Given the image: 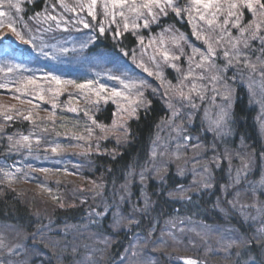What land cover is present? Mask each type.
Segmentation results:
<instances>
[{"label":"snow or ice","instance_id":"snow-or-ice-1","mask_svg":"<svg viewBox=\"0 0 264 264\" xmlns=\"http://www.w3.org/2000/svg\"><path fill=\"white\" fill-rule=\"evenodd\" d=\"M38 2L39 0H0V43L8 38V34L3 33V29L7 28L16 40L32 47L39 55L57 59V54H67L69 49L63 45L57 47V44H49L46 42V38L56 40L58 43L63 39L64 43H67L68 38H65L63 33H68L71 37L73 32H81L80 26L82 25L83 29H91V31L84 33L83 36H76L71 51H76L75 45L77 43L82 50L101 37L106 39L110 37L114 42L111 62L114 65L126 67L127 64L122 58L130 57L132 64L139 68L142 73H146V76H142L139 74L129 75L128 73L115 74L109 72L106 74L105 79L113 81V84L106 83L99 78H86L83 82H77L75 79H64L51 71L45 73L42 77L22 75L14 81L17 93L34 95L41 101L45 99L46 94H52L54 99L58 98L64 93L68 85L77 89L76 93H68L69 101L76 96H80L91 107L78 109L69 103L67 111L72 113L83 111L90 123L85 127L87 136L73 134L70 139L87 141L93 136L94 130L97 128L102 134L95 144H87L88 148L95 147L98 150L100 147L99 140L109 139L108 133L110 132H122L124 134L123 138L126 139L130 134L128 121L131 119L138 120L139 110L143 109L147 113L152 106V100L145 95V92L150 90L153 97H159L164 102L170 113L161 120V124L157 127L158 129L162 126L171 127L176 133L173 139L176 141V154L179 158L180 149L187 150L189 141L200 140V137H193L191 133H188L184 124L193 125L201 104L207 105L204 107V119L201 121V131L203 133L211 132L215 139V136L220 135L221 130L227 126L228 113L224 106L216 104V100L218 96L225 102L230 100V90L225 86V91L222 94L218 88V85L226 79L224 74L230 68L235 69L236 73H242L245 68L249 69L251 73L259 71L261 77L264 78V0H186V2H182V0H74L72 4H69L67 0H43L42 9L34 11L33 15L28 17L30 21H34V24L30 25L21 15L25 11L22 4L34 5ZM5 6L7 10H5ZM57 8L62 9V11L57 12ZM245 11L253 17L247 24L243 23ZM170 12L178 20L186 22L190 26L191 37L194 39H189L187 34L179 31L173 25L161 26V20L166 18ZM65 13H75V15L66 16ZM88 17L91 19L89 20ZM98 17H101V19L98 20ZM154 26L161 29L155 35L152 34ZM142 29L148 31L147 37L142 34ZM232 29H236L237 34L235 36L232 35ZM126 34H130L134 38L135 48H126L123 45V40L127 39ZM169 41L171 46H169ZM254 41L256 42L255 47L253 46ZM197 42L203 47L199 46ZM185 47L190 49V53L185 51ZM48 48L52 49L51 53L45 51ZM137 49H139V62H137ZM117 50L120 55H116ZM255 53H258V55H256V61L253 62L251 57ZM145 56L148 58L147 62L143 59ZM182 57L187 64V68L183 70L179 63ZM84 60H87V57ZM217 60L223 61L222 67L217 64ZM257 64L261 66L259 69ZM21 67L19 64H11L6 68L0 67V72H4L7 76V74L13 73L14 70ZM164 67L174 69L177 73L175 85L165 76ZM97 77H99V74H97ZM149 77L158 83L154 86L149 81ZM232 79H237V75L234 74ZM0 88H9V84L0 83ZM91 96H95V100H91ZM101 101L105 104L110 101L116 105L113 116L118 119H113L111 126L98 123L94 115H89L94 110L99 111ZM28 102L32 103V100ZM56 107V104H52L53 109ZM212 107L219 108L214 119L210 112ZM17 115H22V113L18 110ZM4 119L11 121L14 117L5 115ZM23 119L31 120V113L23 116ZM177 120L180 121L179 124L176 123ZM205 123H207V126H205ZM0 131L3 130L0 129ZM31 135H20V138L14 141L12 147L16 150L24 147L31 151ZM113 138L119 145L121 137L115 136ZM41 139L39 136L36 137L35 142L37 145L40 144ZM8 140L12 141L13 137L8 136ZM158 140L159 136H157L156 141H153V159L157 156L155 145ZM202 146L200 143L192 144V147L197 149ZM168 147V144L163 145V151L160 155L167 153ZM59 149L60 145L58 144L51 147L53 153H58ZM212 149L214 155L208 163H202L199 156L193 157L195 161L193 172L200 177L199 181L193 182V186L199 189H211L213 187L215 177L209 165L214 164L216 168H219V156L223 155L229 163L231 183L220 185V192L225 197L232 196V199L221 200L220 197H217V200L220 203H227L235 209L239 203L238 198L242 194L241 189L236 188V185L240 184L242 179H246L250 164L242 162L241 167L235 169L236 175L232 176L231 154H216L215 144L212 145ZM197 165L199 171H197ZM154 170L158 171V169ZM40 171L48 172L50 170L40 169ZM64 171L67 172V169ZM180 172L183 174L182 169ZM4 176L10 177L14 174L4 172ZM140 179L143 182L145 179L144 173H140ZM96 187L102 188L103 186L96 185ZM259 187L260 195L264 196V179L261 180ZM232 189H235V191H232ZM80 191H83V189H80ZM181 191L185 190L181 187ZM121 192L123 194L120 195L119 201L113 199L112 203H106L104 209L100 211L95 208L91 209L88 215L92 224L97 223V220L91 219L93 216H105L111 210L113 225H119L120 221L125 218L120 209V203H126L129 199L127 183L122 186ZM243 192L255 197L257 186L254 183H249L247 188L243 189ZM185 198L191 200V197ZM54 199H59V197H54ZM81 203H85V201H81ZM147 203L145 201L146 206ZM259 203L264 205V201H259ZM255 206L253 204L248 207ZM60 207H64V204L61 203ZM239 207L243 209L245 206L239 205ZM133 210H136L135 206H133ZM257 211L264 216V206L257 208ZM252 219H256V217H252ZM76 227V225L66 226L64 229L65 237L70 229ZM172 227H176V224L173 223ZM179 231L183 233L184 229L181 228ZM224 233L221 235V242L227 248H232L238 244L242 245L244 253L247 255L246 260L238 259L236 264H264V227L256 229L255 234L250 237H242L228 229H225ZM37 234L43 239L42 229H39L38 233H34L32 238L35 239ZM168 236L173 241L179 242V237L175 233L169 231ZM48 240L53 247L60 243V241L53 240L51 237ZM74 240L75 237L73 241L65 238L64 248L65 250L71 248L73 253L78 254L79 248ZM189 243H192V241L189 240ZM2 247H6V245L4 240L0 238V248ZM9 251H12V249H9ZM211 251L215 253L216 250L212 249ZM241 255V252H236L238 258ZM79 264H97V262L84 255L81 257ZM183 264H204V262L187 258L183 260Z\"/></svg>","mask_w":264,"mask_h":264},{"label":"trees","instance_id":"trees-1","mask_svg":"<svg viewBox=\"0 0 264 264\" xmlns=\"http://www.w3.org/2000/svg\"><path fill=\"white\" fill-rule=\"evenodd\" d=\"M69 4H72L74 0H67ZM43 6V0H39L36 4H22L24 12V20L30 25L34 24V21L28 19L33 15L34 11H40ZM5 10H7L5 6ZM62 9L57 8V12ZM65 15H75V13H65ZM84 15V14H82ZM246 15V11H245ZM90 20L91 18L88 17ZM101 17H98V20ZM95 23V22H93ZM173 25L179 31L185 32L190 38L191 31L189 26L178 20L171 12L169 15L161 20V26ZM81 30L88 33L91 29ZM154 26L152 34L155 35L161 29ZM236 30V29H235ZM145 37L148 36L147 30H141ZM3 33L8 34V38L4 39L0 43V67L4 63L19 64L23 66L26 62H32L37 51L30 46H26L16 40L7 28L3 29ZM60 35V34H57ZM127 39L123 40V45L126 48H135L136 42L130 34H126ZM63 36L67 38L68 33H63ZM167 40V37H166ZM46 42L49 44L58 43L56 40L46 38ZM59 42H64L61 39ZM147 42V41H146ZM170 42V41H169ZM114 42L109 38L101 37L95 43L91 44L87 48V54L96 55L97 53H106L108 56L113 55ZM256 42H253V45ZM258 54V53H256ZM116 55H120L117 50ZM139 49H137V58H139ZM147 60V56L143 57ZM183 58V57H182ZM181 58V59H182ZM123 61H127L133 69H137L132 64L130 57L122 58ZM181 61V60H180ZM179 61V62H180ZM185 66H181L183 70ZM222 67V66H221ZM22 68V67H21ZM21 68L14 70L13 73L5 75L4 72H0V83L8 80V76H16L19 79L22 75L28 76L29 74L24 72ZM231 68L226 72L231 73ZM164 71L171 74V68L164 67ZM142 73L141 71H139ZM146 76V73H143ZM172 76V75H171ZM241 78L233 80L229 78L231 88V100L235 101L232 108H229V129H225L223 132V138L233 143L241 141L244 143L246 150L255 159V167L260 164V158L258 155L264 151L263 133L260 128V121L256 116V102L255 99L250 96V92L245 82V75ZM175 78L174 76H172ZM150 82L155 86L157 81L153 78H148ZM16 85L14 81L9 82V88H0V99H5L4 102L12 101V114L18 119L12 121L14 126L8 124L1 125L0 129V156H4L6 150L5 134L17 136L23 131H28L32 128L41 130L55 131V124L49 119H46V110L52 104H58V100H63L68 94V89H65L64 93L58 98H53L52 94H46L43 101L36 98L34 95H21L15 91ZM7 91L10 96L4 94ZM145 95L152 100V106L147 113L143 109L139 110V119H131L128 121V127L130 134L124 139L122 132L108 133L110 137L107 140H99L100 147L97 150L95 148L92 152L81 153L84 161L83 177L82 178H66L64 177L59 185L56 187L55 195L46 194L45 190L39 187L36 183H26L23 185H11L8 183H0V226L13 230L10 234L12 237L15 232L18 235L17 244L23 245L26 253L19 259L23 260L21 264H34L36 259L32 258L34 253L46 252L44 256L45 264H76L74 261L73 252L63 250L61 248H55L54 250L48 246H44L39 240L41 237L39 234L33 239L34 233H38L39 229L43 230V238H62L64 232H58L60 227L64 228L69 225H82L84 222H88V225L92 226L96 232L101 234H111V244L105 249V256L97 261L98 264H113L122 255L131 241L132 230L147 236L149 239L151 235V229L160 227L161 223H167V221L176 219L183 215H190L194 206L191 200L184 198L174 197L171 198V193L177 191L181 185L188 182L190 173L186 172L184 175L180 173L178 165L168 164V168L159 171L156 175L152 174L155 163L152 159V147L153 141L157 140V136L162 141H165L170 132L168 129L163 132L165 126L158 129V125L161 124V120L168 116V110L166 109L164 102L159 97H153L151 91L145 92ZM9 100V101H7ZM29 100L38 101L42 108L37 115V122L29 128V120L22 118L23 113L26 112V108L29 104L32 106L34 103H29ZM24 102V103H23ZM23 103V104H22ZM22 104V105H21ZM7 109V107L2 106ZM20 111L22 115H17V111ZM113 103L100 102L99 111L90 112L89 115H94V118L98 123L109 125L114 119L113 113L115 112ZM200 115L196 116L193 127L197 130V135L203 136L201 131ZM17 127V128H16ZM16 128V129H14ZM98 137L93 136L92 140L95 142L102 135L101 132H97ZM208 135L209 133H205ZM115 136L121 137V142L118 145ZM213 136V135H212ZM113 150H115L113 152ZM170 159V158H169ZM179 164V163H178ZM178 169V170H177ZM190 171L189 168H186ZM140 173H144L145 179L141 182ZM188 173V174H187ZM214 186L211 190L204 192L199 199V206L205 214L206 222L226 223L236 227L244 237H250L255 234L256 228L254 224H248L244 222V219L238 211H234L227 203H220L217 197L221 200H228L220 192V185L223 182L227 183L225 167L221 166V169H214ZM53 183L54 181L51 180ZM127 183L129 199L126 203H120V209H122L124 219L121 221L122 229L113 230L112 228L106 229L103 226L99 217L93 216L91 219L97 220L96 224H92L89 219V212L92 208L97 211L104 209L106 203H112L113 199L119 201L121 188ZM96 185H102V188H97ZM83 189V191H80ZM99 193V195H97ZM191 197V195L186 196ZM85 201V203H81ZM147 201V206L145 204ZM63 203L64 207H60ZM220 206L217 207V204ZM135 206L136 210H133ZM109 210L105 215V221L110 219ZM226 221H222V218ZM136 222H138L136 224ZM264 222V216H262L260 224ZM106 224V223H105ZM246 227V229H245ZM247 227H251L250 230ZM58 229V230H57ZM106 229V230H105ZM74 229H70L68 234H72ZM64 235V236H63ZM109 236V235H108ZM67 240L70 241L68 237ZM62 243V241H61ZM64 244H62L63 246ZM67 251V252H64ZM63 257H59L61 255ZM163 260L162 256H160ZM17 259V258H16ZM15 259V261H16ZM33 259V260H32ZM165 261V260H164ZM168 262L165 261L164 264ZM0 264H11L7 260L0 262Z\"/></svg>","mask_w":264,"mask_h":264},{"label":"rangeland","instance_id":"rangeland-1","mask_svg":"<svg viewBox=\"0 0 264 264\" xmlns=\"http://www.w3.org/2000/svg\"><path fill=\"white\" fill-rule=\"evenodd\" d=\"M186 2V0H184ZM247 17V18H246ZM253 17L246 11V15H244L243 22L246 23V20H251ZM189 31L191 28L189 26ZM183 32V31H181ZM185 33V32H183ZM76 32L71 34V37H68V42H60L57 44V47L63 45L69 49L67 54H57V59H52L51 57H45L48 62H50L49 67L43 68L40 63L36 65L30 66V68L35 73H42V72H53L56 75L62 76L64 79H75L77 82H83L86 78H99L102 81L113 84V81H108L105 79L106 74L109 72L115 74H124L128 73L129 75H143L140 73L141 71L139 68L133 69L129 63L126 62L127 66L122 67L120 65H114L111 60V56H108L106 53H97L98 55L91 56L92 54H87V48L80 49L79 44L75 45L76 51L73 52L71 49L73 48V40L76 36ZM186 34V33H185ZM236 30L232 29V35L235 36ZM189 39H194L190 38ZM199 45V42H197ZM169 46H171L169 42ZM203 47V45H199ZM150 51V50H149ZM185 51L190 53V49L185 47ZM48 52H52L50 48ZM256 55L253 54L251 59L253 62L256 61ZM87 57V60L84 58ZM145 62V58H143ZM148 59V58H147ZM140 57L137 58V62H139ZM180 66H185L184 69L187 68V64L185 59L182 58L179 62ZM217 64L223 66V61L217 60ZM151 67V65H149ZM261 66L257 64V68L259 69ZM231 73H225L226 79L220 85H218L219 90L223 94L225 91V86L229 89V78H232L234 74L237 75V78H241L239 76L242 75L246 77L245 82L247 84V88L251 91V95L255 99L257 107V118L261 121L262 128H263V135H264V78L261 77L259 71L255 73H251L249 69H244L242 73H236V70L231 68ZM172 73L165 76L172 81V84H176V79L172 76L176 77L177 73L174 69H171ZM99 74V77H97ZM172 75V76H171ZM151 78V77H149ZM158 83V82H156ZM68 93H76L78 90L75 89L73 86L68 85L66 86ZM65 88V89H66ZM230 90V89H229ZM231 94V90L229 95ZM211 95V93H209ZM67 100L69 101L68 94L66 95ZM91 100H95V96H91ZM103 102V101H102ZM110 102V101H109ZM71 106H74L78 109H84L86 107H91L90 104L86 103V101L80 97L76 96L71 100ZM112 103V102H111ZM230 100L225 102L221 99L220 96L217 97L216 104L222 105L224 108H227L230 104ZM114 108L116 110V105ZM67 101L59 105L53 112L49 118L50 121L56 123L55 131L52 132L50 130H41L37 128H33L27 131L23 135H31L32 140V149L29 151L27 148L20 147L19 150H16L12 147L13 141L7 142V147L11 148V152L8 154L6 159L0 160V181L8 182L14 185H23L26 183H36L45 190L46 194L55 195L56 197V187L64 177H72V178H82L83 177V157L81 153L84 152H91L95 150V147L88 148L87 144H94L92 140L93 136L98 137L97 132L100 130L97 128L94 130L93 136L87 141H78L76 139H70V137L75 135H85L87 133L85 131V127L87 124L90 123L88 117H86L83 111L78 113H72L67 111ZM207 106L206 104H201V108L199 111H202V117L200 119H204V107ZM219 111V108L212 107L210 108V112L212 114V118H215V114ZM55 113V114H53ZM29 115V113H27ZM170 115V114H168ZM32 119L34 117L31 115ZM228 117V116H227ZM126 118V117H125ZM114 119H118L114 117ZM113 122V121H112ZM177 124L180 123L179 120L176 121ZM194 125V124H193ZM192 126H189L187 123L184 124L185 129H187L188 133H191L193 137H199L196 133L197 130ZM207 126V123H205ZM171 131L169 136L165 141L159 139L157 144L155 145L157 156L153 159L155 168L151 171L153 175H156L159 171L165 170L168 168V164L175 165L180 171L183 170V174L188 172L190 173V181L181 186L185 191H181V187L171 193V198L178 197L184 198L186 196L191 195V203L194 206L190 215H183L177 217L176 219L167 221V223H161L160 227H155L151 229L152 237L150 239L147 236L136 233L132 240L130 241L128 247L125 250L124 255L118 259L113 264H164L167 261V264H181L180 257L183 255H196L198 254L201 259L208 261V264H236L238 259L246 260L247 255L244 253V249L242 245H235L232 248H227L224 243L221 242V235L225 234L224 230H232L235 233L244 237V235L240 234L236 227L230 224H218L214 222H206L205 214L201 210L199 206V199L201 195L209 191L211 189H199L198 187L193 186L194 181H199L200 177L193 172V164L195 161L193 157L199 156L201 158L202 163H208L209 160L214 155L212 145L215 144V153L216 154H224L228 153L231 154V165H232V176L236 175L235 169L241 167L242 162L250 164V170L247 174L246 179H242L240 184L236 185V188H240L242 194L239 196L238 206L233 209L234 211H238L239 214L242 215L244 222L248 224H254L255 228L258 229L260 227H264V222L259 223L261 221L262 215L258 213L257 208H260L264 205H261L259 201H264V196L260 195V182L264 179V151L258 155V160L260 158V164L258 168L255 167V159L254 157L248 153L246 150L244 143L238 141L237 143H233V141H229L223 138V132H225V128L221 130L220 135H216L215 139L213 138V133L209 132L208 135L205 133L203 136H200V140H192L189 141V146L187 150L184 148L180 149L179 158H177L175 144L176 141L173 137L176 136V133L172 130L171 127L165 126L163 132L166 130ZM41 137V142L39 145L36 144V137ZM17 137L16 139H19ZM193 143H200L203 146L200 148H193ZM60 145V149L58 153H53L51 151V147L55 145ZM168 144V152L164 155H160L163 151V145ZM170 158V159H169ZM179 163V164H178ZM219 163L220 167L216 168L214 164H210L209 167L211 168L213 174L214 169H221V164L225 167L226 179L228 180L227 183L223 182L224 184L231 183L229 179V163L228 160L224 158L223 155L219 156ZM186 168H189L190 171H187ZM40 169H49L48 172L40 171ZM67 169V172L64 170ZM154 169H158L154 170ZM59 170V171H57ZM197 171H199V166L197 165ZM256 171V172H255ZM4 172L13 173L14 176L5 177ZM71 173V174H70ZM181 173V172H180ZM187 173V174H188ZM32 179V180H31ZM51 180L54 182L52 183ZM249 183H254L257 186V192L255 197L248 195L243 192L244 188H247ZM214 186V181H213ZM50 189V191H49ZM235 191V189H232ZM232 196L229 195L228 200H231ZM255 204V207H248L249 205ZM239 205H244L245 207L241 209ZM220 206V203L217 204V207ZM122 211V209H121ZM111 218L106 221V229L112 228L113 230L122 229L121 221L119 225H113L112 220V212H110ZM252 217H256V219H252ZM222 221H226L224 217H221ZM99 219H102L99 217ZM182 221V223H181ZM175 223L176 227H172V224ZM60 227L61 232H64V229ZM184 229V232L181 233L179 229ZM249 230L251 227H247ZM105 229V230H106ZM246 229V227H245ZM58 230V229H57ZM171 231L179 237V242L173 241L169 236L168 232ZM13 230L7 229L6 227L0 226V238H2L5 242L6 247L0 248V262L1 260H7L11 264H21L20 262L23 261L19 259L26 253L23 248V245L19 244L20 247H17L18 244V235L14 234L12 237L10 234ZM199 234V235H198ZM109 235V236H108ZM64 236V235H63ZM70 241H73L75 237L74 243L79 248V253H73L74 262L79 264L81 257L84 255L89 256L94 261H101L105 255V249L108 245L111 244V234H101L96 232L92 226L88 225V222H84L82 225H77L76 228L72 231V234H67ZM65 236L62 238H52L53 240L60 241V243L53 247L47 237L39 238L44 246H48L53 250L55 248H61L65 250L64 240ZM189 240L192 243H189ZM62 241V243H61ZM155 241V242H154ZM12 249V251H9ZM215 249V253L211 250ZM67 251L72 252L71 248H68ZM64 251V252H67ZM236 252H241V257L238 258L236 256ZM46 256V252L43 251L42 253H34L32 258L36 259L34 264H45L44 256ZM62 254L59 256L60 258L63 257ZM164 258L160 260L161 257ZM17 258V259H16ZM16 259V261H15ZM33 260V259H32ZM165 260V261H164ZM98 264V263H97Z\"/></svg>","mask_w":264,"mask_h":264},{"label":"water","instance_id":"water-1","mask_svg":"<svg viewBox=\"0 0 264 264\" xmlns=\"http://www.w3.org/2000/svg\"><path fill=\"white\" fill-rule=\"evenodd\" d=\"M184 259H187V258H183L182 261H183ZM192 259H193V258H192Z\"/></svg>","mask_w":264,"mask_h":264}]
</instances>
